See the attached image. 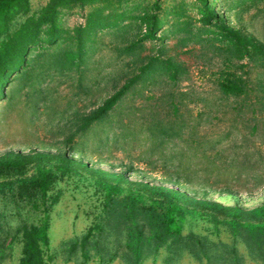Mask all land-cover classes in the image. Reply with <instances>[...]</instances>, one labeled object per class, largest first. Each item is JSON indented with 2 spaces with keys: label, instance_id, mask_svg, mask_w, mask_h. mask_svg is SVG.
Instances as JSON below:
<instances>
[{
  "label": "trees",
  "instance_id": "1",
  "mask_svg": "<svg viewBox=\"0 0 264 264\" xmlns=\"http://www.w3.org/2000/svg\"><path fill=\"white\" fill-rule=\"evenodd\" d=\"M134 1L47 0L38 10L31 11L29 0H0V101L7 98V91L14 83L20 89L32 88L52 73L83 74L90 63L89 58L97 51L100 33L122 35L129 25L143 31L122 50L128 55L143 41L160 39L158 33L163 30L164 22L159 16V0H153L144 12L132 16L125 8ZM196 1L201 4L200 25L193 28L192 18L176 7L170 13L174 23L167 28V33L180 46L193 44L192 48L182 52L184 55L195 54L197 58L195 51H199L195 48L199 46L200 52L204 47L225 61L233 59L237 62L241 74H224L218 83V92L220 100H232L239 113L248 107L255 117L259 114L257 120H252L254 125L249 136H253L259 124L264 122V79L258 78L264 71V45L241 30L230 28L208 0ZM75 8H88L84 23L66 29L61 23V14ZM128 19H132L129 24ZM181 34L183 36L178 37ZM167 38V35L161 38L160 51L167 49ZM173 59L174 56L164 60L154 56L147 62H131L130 76L97 108L80 118L75 132L82 136L93 128L94 135L98 136L99 129H115L114 138L126 145L143 136L149 146L144 152L146 158L142 157L140 161L146 165L160 164L163 182L172 188L143 180L146 176L132 166L118 172L95 168L83 158L77 160L79 152L75 147L69 149L71 154L69 151L54 155L39 151L0 154V195L10 194L16 204L26 202L33 211L42 213L37 224L21 222L13 233L4 229L0 212V264L12 257L15 244L21 246L18 264L47 263L50 212L58 201V196L50 192L58 181L74 175H87L94 181L103 196L105 215L80 238L64 245L67 261L76 257L81 264H86L94 252L102 264H109L119 257L128 263L140 264L162 247L194 252L199 245L205 255L202 241L193 235L185 237L182 234L188 219L199 218L213 224L216 230L224 229L233 240L241 241L254 259L264 264V205L244 209L209 199L216 192L233 193L235 189L231 182L240 180L243 174L237 173V169L245 172L242 166L250 165L245 169L252 170L250 161H244L239 168L235 158H228L223 150L216 149L223 143L221 138L195 144L192 141L194 127H189L183 118H177L180 101H171L174 118L170 120L151 115L137 119L136 109L124 115L123 102L137 86L142 93L159 77H165L172 85L178 83L186 66ZM123 117L128 119L127 124L123 123ZM185 132L187 139L183 138ZM228 135L224 141L229 139ZM73 137L71 135L68 140L72 141ZM176 139L182 140L183 147L171 155H164L162 147ZM208 150L216 152L212 155L207 153ZM256 154L258 164L256 161L254 167L257 171L244 173L245 181L251 183L252 188L264 185V175L258 167L264 164V157L261 152ZM32 169L34 172L29 176ZM135 175L141 180H130ZM109 230L122 232L120 255L103 253L108 247L102 238ZM232 254V262L239 264L235 248Z\"/></svg>",
  "mask_w": 264,
  "mask_h": 264
},
{
  "label": "rangeland",
  "instance_id": "2",
  "mask_svg": "<svg viewBox=\"0 0 264 264\" xmlns=\"http://www.w3.org/2000/svg\"><path fill=\"white\" fill-rule=\"evenodd\" d=\"M46 1L29 0L31 11L38 10ZM208 2L230 28L239 29L264 45V0ZM152 3L153 0H136L125 9L130 15L137 16ZM159 4V16L164 22V28L158 36L164 38L167 35V49L160 51L163 41L160 38L143 41L140 47L129 55L123 53L124 47L143 33L134 25H127L122 35L116 36L111 32L98 35L97 51L89 58L90 63L83 74L52 73L32 88L28 86L20 89L21 87L14 83L11 86L13 88L10 87L7 91V98L0 101V154L9 151H39L54 155L68 152L70 148L75 147L79 152L77 160L83 158L84 162L95 168L118 172L132 166L146 176L143 180L172 188L163 182L160 164L146 165L140 161V158H146L144 152L149 146L143 136L126 145L120 139L114 138L115 129H99L101 131L98 136L94 135L96 131L94 132L93 128L82 136L76 135L75 132L80 118L97 108L126 81L131 73V62H147L148 58L154 56L163 60L174 56L173 62H184L186 66V72L179 78L178 83L172 85L165 77H159L142 93L140 86H137L123 102L124 115L136 109L137 119L151 115L157 119L170 120L174 114L171 101H180L177 118H183L189 127H194L195 133L191 139L195 144L201 141L213 142L220 138L225 140L224 137L229 134V139L223 140L221 146L216 149L223 150L224 156L228 158H235L239 168L244 161H250L253 165L252 170L245 169L247 166L251 167L250 165L242 166L245 172L237 169V173L243 174L240 180L231 182L235 189L233 193L216 192L209 199L228 207L237 205L244 209H253L263 206L264 185L252 188V184L245 181L244 173L257 171L254 167L256 161L258 164L256 152H261L264 157V122L259 124L255 135L249 136L254 125L252 120H257L259 114L255 117L248 107L239 113L232 100H220L218 92V83L224 74H241L237 62L233 59L225 61L204 47H201L204 50L200 52L199 46L195 48L199 51H195L197 58L195 54L184 55L182 52L192 48L193 44L180 46L167 33L174 23V17L170 13L180 7L192 18L193 28L198 27L201 4L196 0H159ZM87 10L88 8H75L63 12V27L71 30L82 25ZM128 22H132V19H128L127 24ZM211 29L216 31L214 27ZM182 36L181 34L178 37ZM175 43L177 50L173 47ZM258 78L264 79L263 70ZM128 122V119L123 117V123ZM71 135L74 136L72 141L68 140ZM183 138L187 139V132ZM183 145L179 139L169 142L162 147L163 154L178 152ZM214 152L216 150H208L207 153L214 155ZM197 154L200 156V153ZM260 166L259 164L260 174L264 175V164ZM33 172V169L30 170L28 175ZM130 180L139 181L141 177L131 176ZM50 194L58 196V201L50 212L46 264H81L80 259L76 257L67 261L64 245L80 238L93 223L103 219V196L87 175H74L58 181ZM13 198L10 194L0 195V212L3 214L5 230L14 233L21 222L37 224L40 221L41 212L33 211L26 202L16 204ZM182 234L185 237L193 235L196 240L202 241L205 255L201 252L200 245L194 252L162 247L156 253L145 257L140 264H234L231 260L233 248L236 250L235 256L238 257L239 264H261L241 241L233 240L222 228L216 230L214 225L205 219H188L183 225ZM102 239L108 247L104 254H121L122 232L109 230ZM20 249V244H15L12 257L6 258L1 264H18ZM92 254L86 264H102L98 256L94 252ZM109 264L131 263L119 257Z\"/></svg>",
  "mask_w": 264,
  "mask_h": 264
}]
</instances>
